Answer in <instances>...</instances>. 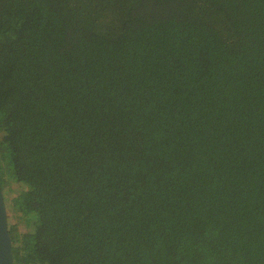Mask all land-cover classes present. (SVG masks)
<instances>
[{
  "label": "trees",
  "instance_id": "1",
  "mask_svg": "<svg viewBox=\"0 0 264 264\" xmlns=\"http://www.w3.org/2000/svg\"><path fill=\"white\" fill-rule=\"evenodd\" d=\"M0 181L15 264H264V0H0Z\"/></svg>",
  "mask_w": 264,
  "mask_h": 264
},
{
  "label": "water",
  "instance_id": "2",
  "mask_svg": "<svg viewBox=\"0 0 264 264\" xmlns=\"http://www.w3.org/2000/svg\"><path fill=\"white\" fill-rule=\"evenodd\" d=\"M0 264H15L12 240L8 226V213L0 181Z\"/></svg>",
  "mask_w": 264,
  "mask_h": 264
},
{
  "label": "rangeland",
  "instance_id": "3",
  "mask_svg": "<svg viewBox=\"0 0 264 264\" xmlns=\"http://www.w3.org/2000/svg\"><path fill=\"white\" fill-rule=\"evenodd\" d=\"M5 165H7L5 163ZM4 192V198L6 202V208L8 213V226L9 228L16 227L19 231V233H27L31 229L27 225L24 218H22V215L16 212L13 207L11 206L12 199L19 195L23 190H25V185L21 183H15L13 181L9 183H2V188Z\"/></svg>",
  "mask_w": 264,
  "mask_h": 264
}]
</instances>
